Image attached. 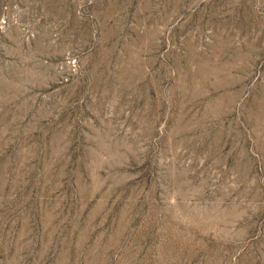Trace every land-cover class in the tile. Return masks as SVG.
Segmentation results:
<instances>
[{
  "label": "rangeland",
  "instance_id": "1",
  "mask_svg": "<svg viewBox=\"0 0 264 264\" xmlns=\"http://www.w3.org/2000/svg\"><path fill=\"white\" fill-rule=\"evenodd\" d=\"M0 264H264V0H0Z\"/></svg>",
  "mask_w": 264,
  "mask_h": 264
}]
</instances>
